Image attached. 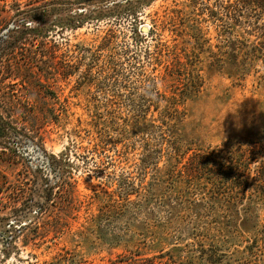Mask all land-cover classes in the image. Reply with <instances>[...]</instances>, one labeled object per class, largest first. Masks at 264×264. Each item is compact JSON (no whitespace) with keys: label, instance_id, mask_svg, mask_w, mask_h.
Listing matches in <instances>:
<instances>
[{"label":"rangeland","instance_id":"374dc122","mask_svg":"<svg viewBox=\"0 0 264 264\" xmlns=\"http://www.w3.org/2000/svg\"><path fill=\"white\" fill-rule=\"evenodd\" d=\"M19 20L38 40L0 81V264H264V8L0 0Z\"/></svg>","mask_w":264,"mask_h":264},{"label":"trees","instance_id":"16d2710c","mask_svg":"<svg viewBox=\"0 0 264 264\" xmlns=\"http://www.w3.org/2000/svg\"><path fill=\"white\" fill-rule=\"evenodd\" d=\"M245 3H249L250 5H256L257 7L264 8V0H242ZM34 25L32 23H28L25 20H19L15 21L13 24L11 22L5 23L0 28L1 30L7 29V34H6V39L3 41V45L1 47L2 51L0 53V81H2L3 84H5V79L8 77H12V75L21 78L24 81H27L28 78L26 77L27 74L23 73V68L24 66L22 63H20L18 60H21V58H18V52L17 50L23 48L25 44L30 42L31 44H37L36 40H38L37 34L36 33H31L30 30L35 29ZM34 34V35H32ZM32 36V40L28 41V36ZM41 44L43 43L42 41L40 42ZM20 51V50H19ZM24 54V53H23ZM42 55L45 56L46 53L42 52ZM52 56V55H51ZM30 58H33L34 56L30 55ZM37 59L44 60L43 57L39 58L38 55H36ZM50 59V58H49ZM23 62H27V59L24 57ZM14 63H18V65H15ZM14 65V66H13ZM40 84V83H39ZM1 84H0V90H1ZM2 126L3 129H5L4 125ZM9 149L8 147L3 148V150ZM12 153L15 155V158L18 156L17 151L12 150ZM254 154V153H253ZM262 155V153H255L256 158H259ZM240 157V158H239ZM237 157V160L235 161L236 163H241L243 160H246L247 162H250L251 158L250 157H245L243 159L242 155ZM233 166L236 165H231L228 167L227 171H222L220 172L221 174L223 173H229L232 172L231 170L233 169ZM234 171V169H233ZM238 182H246V179L242 177V174L239 175ZM259 184L263 186L262 189V194H264V163L261 165V168L258 171L257 177H255ZM256 183V182H255Z\"/></svg>","mask_w":264,"mask_h":264}]
</instances>
